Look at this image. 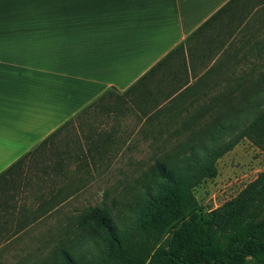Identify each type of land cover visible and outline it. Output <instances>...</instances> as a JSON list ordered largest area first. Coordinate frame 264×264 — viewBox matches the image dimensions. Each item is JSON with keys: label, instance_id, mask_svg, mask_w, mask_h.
<instances>
[{"label": "crops", "instance_id": "0c3cea01", "mask_svg": "<svg viewBox=\"0 0 264 264\" xmlns=\"http://www.w3.org/2000/svg\"><path fill=\"white\" fill-rule=\"evenodd\" d=\"M263 28L264 0H0V174L55 133L0 193V246L22 232L29 189L72 197L110 155L238 88Z\"/></svg>", "mask_w": 264, "mask_h": 264}, {"label": "trees", "instance_id": "16d2710c", "mask_svg": "<svg viewBox=\"0 0 264 264\" xmlns=\"http://www.w3.org/2000/svg\"><path fill=\"white\" fill-rule=\"evenodd\" d=\"M261 90L238 86L223 91L215 104L199 107L184 120L161 124L162 129L173 125L175 129L165 138H151L159 144L155 149L159 157L139 180L144 183L142 199L134 210L136 231L158 241L170 235L169 240L146 254L130 246L131 235L116 228L109 209L88 208L78 227H89L102 239L101 261L96 264H264V171L234 198L206 214L199 212L193 193L203 181L216 177L217 160L240 141L246 139L264 152V100L253 98ZM191 108L179 112L189 113ZM54 136L0 174V193L13 189V172L37 153L42 155ZM95 263L61 248L45 264Z\"/></svg>", "mask_w": 264, "mask_h": 264}, {"label": "rangeland", "instance_id": "374dc122", "mask_svg": "<svg viewBox=\"0 0 264 264\" xmlns=\"http://www.w3.org/2000/svg\"><path fill=\"white\" fill-rule=\"evenodd\" d=\"M260 35L263 46L258 48L259 56L251 53L250 64L235 68L233 77L236 80L231 85L243 89L262 88L263 92L253 98L263 101L264 28ZM240 75H245L244 79L239 78ZM148 142L151 146H139L135 150L132 147L121 154L110 155L106 167L103 165L91 171L82 184H76V181L72 184L70 190L75 191L72 197H31L32 189L26 191L25 196L17 197L16 205L25 212L28 221L20 234L13 239L10 237L9 242L0 246V264L50 263L61 248L69 249L85 262L101 261V237L89 227H78L80 218L92 207L110 210L116 228L131 235V247L137 246L150 254L159 245H166L170 235L158 241L147 239L145 233L136 231L137 214L134 209L141 202L142 197L139 196L144 186L139 180L159 157L155 150L159 144ZM131 143L138 144L136 139ZM216 168V177L203 181L193 192L202 214L234 198L258 173L264 171V152L244 139L217 160ZM64 183H57L53 189L61 188ZM20 215L23 218V214Z\"/></svg>", "mask_w": 264, "mask_h": 264}]
</instances>
